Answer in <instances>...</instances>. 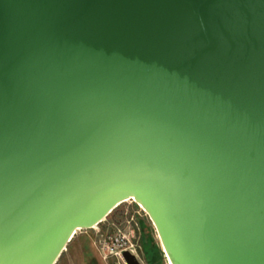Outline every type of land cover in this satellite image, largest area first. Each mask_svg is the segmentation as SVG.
Returning a JSON list of instances; mask_svg holds the SVG:
<instances>
[{
  "label": "water",
  "instance_id": "95a60500",
  "mask_svg": "<svg viewBox=\"0 0 264 264\" xmlns=\"http://www.w3.org/2000/svg\"><path fill=\"white\" fill-rule=\"evenodd\" d=\"M129 200L169 264H264V0H0V264Z\"/></svg>",
  "mask_w": 264,
  "mask_h": 264
},
{
  "label": "rangeland",
  "instance_id": "374dc122",
  "mask_svg": "<svg viewBox=\"0 0 264 264\" xmlns=\"http://www.w3.org/2000/svg\"><path fill=\"white\" fill-rule=\"evenodd\" d=\"M131 234L144 264H151L147 249L154 253L159 264H168L151 218L133 200L122 203L95 228L78 231L57 264H119L115 257H105L101 246L103 243L112 246L116 239Z\"/></svg>",
  "mask_w": 264,
  "mask_h": 264
},
{
  "label": "built area",
  "instance_id": "2783aa9c",
  "mask_svg": "<svg viewBox=\"0 0 264 264\" xmlns=\"http://www.w3.org/2000/svg\"><path fill=\"white\" fill-rule=\"evenodd\" d=\"M133 237L134 235L131 234L129 237L123 236L120 239H116L112 246H109L107 243H103L100 250L105 257H115L119 264H128L124 258V253L127 251L136 256L141 264H144V261L139 254L140 249H137V244L132 239Z\"/></svg>",
  "mask_w": 264,
  "mask_h": 264
},
{
  "label": "trees",
  "instance_id": "16d2710c",
  "mask_svg": "<svg viewBox=\"0 0 264 264\" xmlns=\"http://www.w3.org/2000/svg\"><path fill=\"white\" fill-rule=\"evenodd\" d=\"M147 252H148V259H149V262L151 264H159V261H157L154 257V253L150 250V249H147Z\"/></svg>",
  "mask_w": 264,
  "mask_h": 264
},
{
  "label": "bare ground",
  "instance_id": "6f19581e",
  "mask_svg": "<svg viewBox=\"0 0 264 264\" xmlns=\"http://www.w3.org/2000/svg\"><path fill=\"white\" fill-rule=\"evenodd\" d=\"M162 247H163V245H162ZM163 252H164V254H165V256L167 257V260H168V256H167V254H166V252L164 250V247H163ZM168 264H169V261H168Z\"/></svg>",
  "mask_w": 264,
  "mask_h": 264
}]
</instances>
